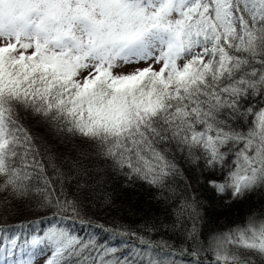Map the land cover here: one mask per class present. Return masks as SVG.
<instances>
[{
	"label": "snow or ice",
	"instance_id": "snow-or-ice-1",
	"mask_svg": "<svg viewBox=\"0 0 264 264\" xmlns=\"http://www.w3.org/2000/svg\"><path fill=\"white\" fill-rule=\"evenodd\" d=\"M27 2L36 20L0 24V264H199L205 251L214 264H264V213L250 209L204 237L211 204L181 167L222 210L264 200V0ZM60 145L81 157L70 163L77 193L65 189L72 173L56 163ZM89 159L125 186L155 189L163 215L141 227L178 242L94 224L86 202L112 197L106 181L89 183L100 171ZM49 215L56 222L43 230L29 221L40 234L22 238L27 225L17 224L9 235V218ZM91 227L109 235L82 234Z\"/></svg>",
	"mask_w": 264,
	"mask_h": 264
},
{
	"label": "trees",
	"instance_id": "trees-1",
	"mask_svg": "<svg viewBox=\"0 0 264 264\" xmlns=\"http://www.w3.org/2000/svg\"><path fill=\"white\" fill-rule=\"evenodd\" d=\"M25 126L32 127L35 124V121L31 118H28L24 121ZM34 132H43L42 129L37 127H32ZM81 146H85L81 141H75ZM90 150V149H89ZM57 152L62 153L57 157L56 163L63 171L69 172L71 170L72 176L66 179L65 189L69 194L77 193L76 180L73 179L75 175V170L70 169V163L73 160H81V157L76 153L72 152L69 156L68 153L64 151V146L60 145L57 149ZM68 156V160L65 157ZM91 165L95 163L100 169L99 172H90L89 183H91V177H95L97 180L106 181L103 183V187L108 193L111 194L112 200L111 203H104L103 199L98 200L96 203H93V200H96L94 196L92 200L86 202V211L88 215L92 218L94 224L99 223L105 228H129L131 231L143 235L145 238L157 241V240H168L171 243H177L179 238L177 234L170 232H163L162 234L158 233H148L143 230L141 225L145 219L149 221L156 214L163 215L162 209L163 204L158 203L153 200V193L155 189H150L143 182H136L125 186V178L123 176H117L112 173L110 170H105V162L103 160L96 161L95 159H89L84 161ZM181 167L185 168V175L189 177V181L192 183V189L195 190L196 196L205 201L206 203L210 202L211 207L207 210V215L204 216L202 223L199 226V232L202 233L204 237L209 236L213 232L227 230V228L238 224L243 221L245 215L249 212L250 209L258 210L261 213H264V200L260 198L259 195L253 194L249 199L245 200L241 204H234L231 207H228L222 210L221 205L218 201V198L213 193V191L204 183H195V178L198 173L194 172V169L187 168L186 165L181 164ZM51 175V172L49 173ZM203 179V177H201ZM171 186L182 189L185 185L180 182L178 184H173L171 180L168 182ZM192 189H189V194H192ZM97 196L100 195V189L97 188ZM87 194V193H83ZM178 202V200H177ZM32 219H39L41 223L36 225L40 230L46 228L50 222H56L55 219L48 217H28L24 218H9L7 221L9 235L12 234V230L15 229L17 224L27 225V227H21L17 229L21 234L22 238H28V234H40L34 232V226L29 223ZM168 222L167 220L165 221ZM74 229L79 230L81 226L79 223L73 225ZM88 231L96 232L100 236H107L109 233L103 232L100 228H87L82 233L87 235ZM3 233H0L2 237ZM129 243H136L134 237H125ZM112 244L118 243L117 240L110 241ZM177 259L188 260L191 257H177ZM199 264H214L213 254L209 251L200 253L197 257Z\"/></svg>",
	"mask_w": 264,
	"mask_h": 264
},
{
	"label": "clouds",
	"instance_id": "clouds-1",
	"mask_svg": "<svg viewBox=\"0 0 264 264\" xmlns=\"http://www.w3.org/2000/svg\"><path fill=\"white\" fill-rule=\"evenodd\" d=\"M30 8L31 5L27 0H5L0 6V24L6 30L19 29L28 25L30 21L37 19L34 12L30 13ZM31 27L34 28L35 24H32Z\"/></svg>",
	"mask_w": 264,
	"mask_h": 264
},
{
	"label": "rangeland",
	"instance_id": "rangeland-1",
	"mask_svg": "<svg viewBox=\"0 0 264 264\" xmlns=\"http://www.w3.org/2000/svg\"><path fill=\"white\" fill-rule=\"evenodd\" d=\"M37 259H39V257H37Z\"/></svg>",
	"mask_w": 264,
	"mask_h": 264
}]
</instances>
